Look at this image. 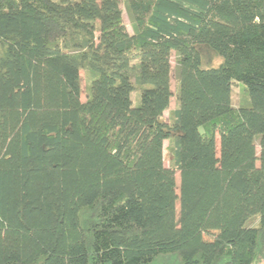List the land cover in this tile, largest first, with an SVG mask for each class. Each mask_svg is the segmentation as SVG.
I'll return each mask as SVG.
<instances>
[{"label": "trees", "instance_id": "obj_1", "mask_svg": "<svg viewBox=\"0 0 264 264\" xmlns=\"http://www.w3.org/2000/svg\"><path fill=\"white\" fill-rule=\"evenodd\" d=\"M0 264H264V0H0Z\"/></svg>", "mask_w": 264, "mask_h": 264}, {"label": "rangeland", "instance_id": "obj_2", "mask_svg": "<svg viewBox=\"0 0 264 264\" xmlns=\"http://www.w3.org/2000/svg\"><path fill=\"white\" fill-rule=\"evenodd\" d=\"M124 18H125V23H126L128 29H130V21H129V17H128L126 12L124 14ZM204 60H205V63L208 65H218L221 62L220 57H218L216 54H214L213 52H211L210 50H207V49L204 50ZM173 65L175 66V62ZM81 76L83 78V72H81ZM172 85H173L174 91H176L175 74L173 75ZM86 91H87V85H86L85 81L83 80V94H82L83 100L85 99ZM243 95H244L243 88L237 82H235L233 87H232V99H233V103L235 106H237L240 103ZM174 103H175V101L173 99L171 106H174ZM218 236H219V232L216 230H208V231H205L203 234V238L205 241H213Z\"/></svg>", "mask_w": 264, "mask_h": 264}]
</instances>
